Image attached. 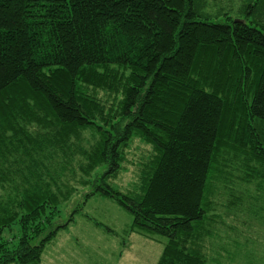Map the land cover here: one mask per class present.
I'll list each match as a JSON object with an SVG mask.
<instances>
[{"label": "trees", "instance_id": "obj_1", "mask_svg": "<svg viewBox=\"0 0 264 264\" xmlns=\"http://www.w3.org/2000/svg\"><path fill=\"white\" fill-rule=\"evenodd\" d=\"M102 166L87 199L166 238L156 264H208L219 192L264 168V0H0V264L40 263Z\"/></svg>", "mask_w": 264, "mask_h": 264}, {"label": "rangeland", "instance_id": "obj_2", "mask_svg": "<svg viewBox=\"0 0 264 264\" xmlns=\"http://www.w3.org/2000/svg\"><path fill=\"white\" fill-rule=\"evenodd\" d=\"M100 95L104 96L103 93ZM37 101L36 106L45 102L43 98ZM46 131L38 124L29 128L30 134L36 138L45 136ZM83 138L91 139L90 135ZM83 145L88 146L87 143ZM128 152L124 171L114 179L115 185L124 192L135 188L133 183L139 181V165L151 155L152 146L135 138ZM238 164L241 170L240 161ZM103 170V166L97 169L88 183L75 185V192L69 201L60 205L58 223L66 222L74 211H77L76 215L70 225L59 230L48 244L38 264L157 263L166 238L149 239L132 231L130 214L112 199L99 194L87 199L95 185L100 183L96 173L100 174ZM232 175L235 177L229 181L228 188L219 192L218 223L211 227L215 233L209 239V247L204 250L207 263L264 264V168L257 176L248 175L245 168ZM16 232L15 226L12 232L5 231L4 237L10 238Z\"/></svg>", "mask_w": 264, "mask_h": 264}]
</instances>
